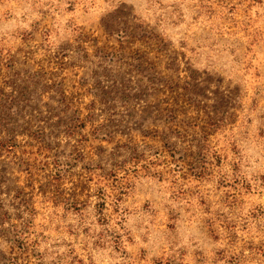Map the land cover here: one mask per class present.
Segmentation results:
<instances>
[{"label": "rangeland", "instance_id": "rangeland-1", "mask_svg": "<svg viewBox=\"0 0 264 264\" xmlns=\"http://www.w3.org/2000/svg\"><path fill=\"white\" fill-rule=\"evenodd\" d=\"M0 264H264V0H0Z\"/></svg>", "mask_w": 264, "mask_h": 264}]
</instances>
